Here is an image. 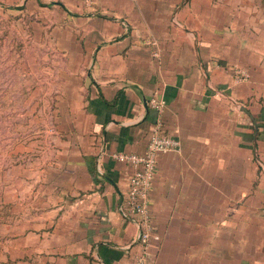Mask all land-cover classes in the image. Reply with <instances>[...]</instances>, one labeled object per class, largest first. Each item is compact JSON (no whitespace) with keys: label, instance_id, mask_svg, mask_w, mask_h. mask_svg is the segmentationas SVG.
Wrapping results in <instances>:
<instances>
[{"label":"crops","instance_id":"crops-1","mask_svg":"<svg viewBox=\"0 0 264 264\" xmlns=\"http://www.w3.org/2000/svg\"><path fill=\"white\" fill-rule=\"evenodd\" d=\"M29 1L49 18L56 135L13 172L0 264H129L140 246L117 207L130 167L109 155L142 153L157 121L180 145L156 157L150 264H264V17L215 36L207 10L177 0Z\"/></svg>","mask_w":264,"mask_h":264},{"label":"rangeland","instance_id":"rangeland-1","mask_svg":"<svg viewBox=\"0 0 264 264\" xmlns=\"http://www.w3.org/2000/svg\"><path fill=\"white\" fill-rule=\"evenodd\" d=\"M177 1L192 5L203 19L207 10L215 36L229 26L242 28L247 16L259 24L264 17L261 0ZM48 25V16L29 0L0 2V254L5 246H13V172L34 168L37 152L56 135L46 112L50 102L43 94V67L54 53L46 44ZM36 83L42 92L35 90Z\"/></svg>","mask_w":264,"mask_h":264},{"label":"built area","instance_id":"built-area-1","mask_svg":"<svg viewBox=\"0 0 264 264\" xmlns=\"http://www.w3.org/2000/svg\"><path fill=\"white\" fill-rule=\"evenodd\" d=\"M232 78L236 82L244 81L248 78V73L244 68L233 67ZM146 104L156 111H160L164 105L162 100L152 97L146 100ZM179 145L177 138L160 132L157 121L151 126L142 153L117 151L109 155L116 162L130 167L125 197L117 207L120 216L135 225L134 240L140 246L139 252L133 256L129 264H150L147 258V249L150 240L156 239V236H152L148 199L156 157L161 153L179 150ZM98 161L99 158L95 161L97 167Z\"/></svg>","mask_w":264,"mask_h":264},{"label":"trees","instance_id":"trees-1","mask_svg":"<svg viewBox=\"0 0 264 264\" xmlns=\"http://www.w3.org/2000/svg\"><path fill=\"white\" fill-rule=\"evenodd\" d=\"M261 2L263 3V5H264V0H261Z\"/></svg>","mask_w":264,"mask_h":264}]
</instances>
